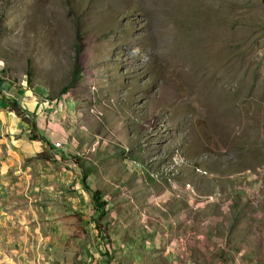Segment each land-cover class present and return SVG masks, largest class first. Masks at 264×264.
Listing matches in <instances>:
<instances>
[{
    "label": "rangeland",
    "instance_id": "rangeland-1",
    "mask_svg": "<svg viewBox=\"0 0 264 264\" xmlns=\"http://www.w3.org/2000/svg\"><path fill=\"white\" fill-rule=\"evenodd\" d=\"M0 96V264H264V0H0Z\"/></svg>",
    "mask_w": 264,
    "mask_h": 264
},
{
    "label": "crops",
    "instance_id": "crops-1",
    "mask_svg": "<svg viewBox=\"0 0 264 264\" xmlns=\"http://www.w3.org/2000/svg\"><path fill=\"white\" fill-rule=\"evenodd\" d=\"M51 104L55 105L56 103L53 104L52 102ZM57 105H62L63 108L59 106L56 112L64 111V115L74 122V116L71 115V108L69 107L70 104L63 99ZM38 107L35 104L17 100L16 106L10 108L7 101L0 96V176L8 175L14 165L25 159L35 158L43 152L47 144L41 140H30L31 128L25 116L35 122L38 128V136L44 137L52 146L53 143L65 140L63 139L66 135L65 130L61 127L57 132L52 131L50 126H48L50 129H45L46 123L39 116L42 109L39 110ZM39 121L45 127H42ZM67 128L71 131L70 126H67ZM68 135H71V133H68Z\"/></svg>",
    "mask_w": 264,
    "mask_h": 264
},
{
    "label": "trees",
    "instance_id": "trees-1",
    "mask_svg": "<svg viewBox=\"0 0 264 264\" xmlns=\"http://www.w3.org/2000/svg\"><path fill=\"white\" fill-rule=\"evenodd\" d=\"M34 127H35V124H34L33 128H34ZM31 140H41V141H43V142L49 144V143L47 142V140H46L44 137L32 136ZM96 194H99V193H96ZM98 196H99V195H98ZM96 200H97L96 198H95V199L93 198V201H94V202H96ZM96 230H98L97 227H96ZM97 232H98V231H97Z\"/></svg>",
    "mask_w": 264,
    "mask_h": 264
},
{
    "label": "built area",
    "instance_id": "built-area-1",
    "mask_svg": "<svg viewBox=\"0 0 264 264\" xmlns=\"http://www.w3.org/2000/svg\"><path fill=\"white\" fill-rule=\"evenodd\" d=\"M54 147L56 148H61L62 144L59 142V143H53Z\"/></svg>",
    "mask_w": 264,
    "mask_h": 264
}]
</instances>
